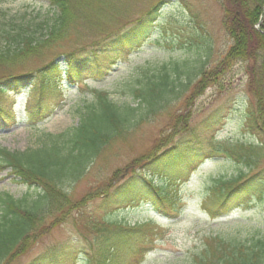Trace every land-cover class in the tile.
<instances>
[{
  "label": "trees",
  "instance_id": "obj_1",
  "mask_svg": "<svg viewBox=\"0 0 264 264\" xmlns=\"http://www.w3.org/2000/svg\"><path fill=\"white\" fill-rule=\"evenodd\" d=\"M46 1L54 11L50 23L23 21L27 19L22 15L21 20L14 16L8 27L7 21L0 27V100L7 107L12 105L7 103H13L8 100H14V96L25 91L31 93L35 100L27 110L26 122L30 125L52 115L57 108L52 100L65 83L78 85L89 79H103L113 71L115 58L125 49L127 54L128 48L140 38L149 37L155 22L146 15L118 34L110 33L82 43L85 37L78 35L76 22L87 19L88 8L98 0ZM219 3L223 25L232 43L211 69L203 65L194 67L188 59L144 63L133 70L131 79L117 83L126 95H131V102L118 103L109 91L97 89L91 98L83 96L75 104L77 123L56 135L42 133L43 142L36 149L13 153L0 149V167L10 168L20 182L38 191L20 199L0 195V264L18 260L34 245L40 232L44 230L45 234L51 229L50 224L61 225L72 211L84 209L91 200L99 199L107 207L122 200L134 202L139 197L143 199L138 200L149 203L160 214L172 211L176 216L181 215L180 199L169 193V182L159 185L155 178L159 180L161 173L184 159L191 157L195 165L203 160L202 152L191 150L197 138L191 141L186 135L196 129L187 124L182 126L183 134L178 140L161 141L153 151L121 170L122 176L115 171L96 191L76 199L73 186L114 140L157 116L194 86L192 93L204 90L206 85L221 86V79L237 63L246 65L249 92L256 104V111L248 119L249 127L264 146V0H219ZM69 44L72 48H63ZM32 62L38 64L32 68L29 66ZM5 107L0 104V122L6 119ZM16 122L12 116L10 124ZM201 125L214 132L220 123L213 113ZM260 145L246 149L245 169L240 168L230 178L214 181L202 204L212 218L227 214L242 200L256 198L264 202V169L258 168ZM142 191L146 196L137 197ZM151 222L148 219L135 225H122L107 220L90 264H140L149 251L145 243L154 232ZM76 258V252L58 253L51 248L28 264H73ZM191 263L264 264V233L249 240L212 237Z\"/></svg>",
  "mask_w": 264,
  "mask_h": 264
},
{
  "label": "rangeland",
  "instance_id": "obj_2",
  "mask_svg": "<svg viewBox=\"0 0 264 264\" xmlns=\"http://www.w3.org/2000/svg\"><path fill=\"white\" fill-rule=\"evenodd\" d=\"M88 10L89 17L76 22L78 35L85 37L82 43L110 33L118 34L146 15L155 22L150 36L140 38L128 48L127 54L125 49L117 56L113 71L103 79H89L78 85L65 83L63 90L52 100L57 103V108L44 121L32 125L26 122L28 107L35 100L31 93L25 91L14 96V100H8L13 103H7L12 105L7 107L0 100L7 111L5 121L0 122V149L11 153L36 149L43 142L42 133L56 135L77 123L75 104L83 96L91 98L97 89L109 91L110 97L118 103L131 102V95H126L117 83L131 79L133 70L139 65L188 59L194 67L203 65L205 69H211L232 43L223 25L219 0H98ZM22 15L27 19L23 21L50 23L54 11L46 0H0V27L4 21L8 27L13 20L11 17L21 20ZM63 48L72 47L69 44ZM37 64L32 62L29 66L33 68ZM206 86L204 90L192 93L194 86L157 116L114 140L96 157L72 191L77 199L105 185L115 171L122 176L121 170L153 151L161 141L178 140L183 134L182 126L187 124V127L196 129L186 135L191 141L197 138L191 150L202 152L203 160L195 165L191 157L184 159L161 173L159 180L155 178L159 185L169 182V193L180 199L181 215L176 216L172 211L167 214L156 212L149 203L138 200L143 199L138 196H146L143 191L138 193L134 202L122 200L107 207L99 199L91 200L83 206L84 209L72 211L61 225L50 224L51 229L45 234L44 230L40 232L27 253L11 264H28L51 248L58 253L76 252L73 264H90L101 229L109 219L122 225L152 220L150 225L154 232L145 243L149 251L141 264H192L194 255L201 253L212 237L221 235L249 240L264 233V202L256 198L242 200L226 215L216 218L203 208L202 202L214 181L221 177L230 178L240 168L245 169L246 149L260 145L258 136L250 130L247 122L256 111V104L249 92L246 65L237 63L221 79V86ZM213 113L220 123L214 132L201 125ZM12 116L17 119L15 124H10ZM258 153H261L258 168L262 170L264 146ZM37 192L20 182L10 168L0 167V195L9 194L20 199Z\"/></svg>",
  "mask_w": 264,
  "mask_h": 264
}]
</instances>
